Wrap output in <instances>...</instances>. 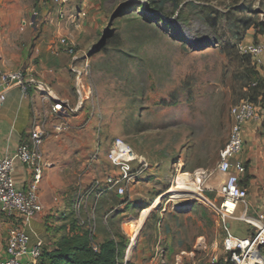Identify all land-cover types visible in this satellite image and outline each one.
Listing matches in <instances>:
<instances>
[{
	"label": "rangeland",
	"instance_id": "374dc122",
	"mask_svg": "<svg viewBox=\"0 0 264 264\" xmlns=\"http://www.w3.org/2000/svg\"><path fill=\"white\" fill-rule=\"evenodd\" d=\"M38 1L32 2L38 22L46 21L41 15L44 8L47 22L63 28L56 42L61 35L69 38L79 58L75 66L81 81L69 67L67 72L71 103L77 101L78 85L84 97L90 95L69 118L70 127L46 141L54 164L44 170L39 190L43 184L48 186L54 214L44 217L52 223L66 220L50 230L42 225L37 239L51 250L66 236L61 226H68L75 216L79 190L89 189L95 180L102 183L106 173L115 172L107 148L120 138L145 156L150 167L129 187L128 196L107 193L99 198L97 238L102 241L112 231L125 244L121 264H148L153 252L141 254L142 237L159 236L165 225L176 221V236L172 233V241L159 248L168 255V264L174 258L178 264H205L214 253L222 255L225 229L204 202L208 197L216 205L222 200L216 172L219 150L228 138L230 107L247 97L259 103L249 84L262 80L240 45L250 43L247 33L255 31L253 25L245 29L246 21L263 22L264 0H68L64 18L58 17L54 0H42L39 10ZM64 54L69 61L71 56ZM202 173L215 180L216 189L209 190V182L200 187ZM183 189L190 190L194 199L171 202V196ZM125 197H129L127 204L122 201ZM156 199L160 201L152 207ZM94 200L93 194L86 201L87 211ZM198 207L207 214H200ZM145 209L149 213L143 222L138 216ZM106 214L110 215L104 224ZM227 223L234 235L250 232L243 221ZM133 229L138 236L127 258Z\"/></svg>",
	"mask_w": 264,
	"mask_h": 264
},
{
	"label": "built area",
	"instance_id": "2783aa9c",
	"mask_svg": "<svg viewBox=\"0 0 264 264\" xmlns=\"http://www.w3.org/2000/svg\"><path fill=\"white\" fill-rule=\"evenodd\" d=\"M54 1L59 6L58 17L64 18L63 7L68 0ZM33 14L37 13L33 12ZM26 26L27 22L23 20L22 29ZM56 47L71 56L69 68L76 74L77 80L81 81V71L75 66L79 58L74 53V43L61 35L56 42ZM263 49L260 43L250 42L240 45L241 53L249 55L255 65ZM0 82L4 85V89L16 87L25 95L37 93L41 102L40 107L33 105L30 128L15 152L12 155H0V212L14 220L8 230L5 257L0 260V264H38L45 245L42 239L31 241L28 227L32 220L44 212L39 189L44 170L50 168L51 164L44 156L43 147L48 139L58 137L70 127L69 118L84 107L90 92L84 97L78 85L77 101L71 103L68 97L60 96L48 82L38 78L25 67L11 71L0 70ZM4 98L1 92L0 101ZM32 102L34 103L33 99ZM255 119H259V106L249 99H241L230 107L228 138L219 150L217 163V170L227 175L216 189L222 195V200L216 205L204 196L207 199L204 203L217 216L216 222L225 229V235L221 241L222 255L214 253L210 259L212 263L223 257V259L229 258L233 264H264L261 251L264 249V213L250 216L246 212L247 191L240 184V178L246 172V167L238 158L243 149L244 126L248 121ZM107 158L115 172L106 173L102 183L95 180L89 189L83 192L79 190L73 204L77 224L86 228L89 245L93 251H98L100 245L97 239L99 198L110 192L120 197L128 196L129 187L136 183L150 167L145 156L136 153L120 138L114 139L107 148ZM17 161L30 175L24 189L15 187L13 170ZM208 178V173H202L198 177L200 187L208 182ZM93 194L95 200L87 211L86 201ZM240 204L243 209L239 215H236ZM83 209L86 211V218L81 216ZM110 214L104 215V224H107ZM234 219L245 222L251 231L245 236L232 234L227 229V221Z\"/></svg>",
	"mask_w": 264,
	"mask_h": 264
},
{
	"label": "crops",
	"instance_id": "0c3cea01",
	"mask_svg": "<svg viewBox=\"0 0 264 264\" xmlns=\"http://www.w3.org/2000/svg\"><path fill=\"white\" fill-rule=\"evenodd\" d=\"M32 2L33 0H0V70L11 71L20 67L28 68L38 78L51 83L60 96L70 98L66 86L69 83V79H67L69 61L66 59L64 51L56 47V37L63 34V28H61L60 23L54 25L47 22L46 17H44L46 15V10L43 11L44 8L41 9V15L45 18L43 21H46L44 24L38 22L39 19L32 13L34 8ZM42 4V0L36 3L38 10L39 7H42ZM47 18L51 19V14ZM23 20L27 22V26L21 30L19 24ZM248 42L260 43L264 47V32L256 34L255 41H253V32L249 33ZM255 66L264 79V49L256 59ZM4 88V85L0 82V93L3 92L5 96L4 100L0 101V155H12L30 128L33 105L39 106L41 102L37 93L25 95L16 87ZM262 92L264 97V89ZM257 105L259 106V119L248 121L245 124L243 149L238 157L246 167V172L241 176L240 181L247 191L246 212L250 216L264 213V99L262 104L257 103ZM47 146V143H45L44 152L46 153V160L52 167L54 163L50 160ZM216 175L220 183L227 177L225 173L218 170ZM29 176L25 167L20 162H15L13 179L17 189H24L27 186ZM208 182L209 190L216 189L217 184H214V179H208ZM47 188L48 186L43 184L40 192L44 213L32 220L28 227L32 242L38 238L37 232H39L42 225L50 230V227H58L62 224L63 219L66 220V218H63L61 222H57L56 219L52 223L45 219L46 214H54L51 211L53 203L49 199L50 193ZM56 206L60 210L59 201ZM199 212L205 214L207 211L202 207ZM61 215L66 216L65 213ZM13 222L12 218L0 212V260L5 257L8 230ZM97 225L98 228L101 226L98 222ZM165 226L163 228L164 234L160 231L159 236L155 235L152 238L144 236L141 239L143 246L141 254L149 256L153 252L148 264H168L169 262L168 255L164 254V251L159 248H161L163 242L170 243L172 241L174 238L172 233L176 236L179 226L176 221L169 227ZM227 226L229 227L230 223ZM235 229L239 232V235H243L240 233L242 230H239L241 228L236 226ZM247 229L251 231L249 226ZM66 230H68V226H65ZM165 233L167 234L165 235ZM97 239L100 242V239ZM129 254L127 258H129ZM171 262L172 264H178L179 259L174 258Z\"/></svg>",
	"mask_w": 264,
	"mask_h": 264
},
{
	"label": "trees",
	"instance_id": "16d2710c",
	"mask_svg": "<svg viewBox=\"0 0 264 264\" xmlns=\"http://www.w3.org/2000/svg\"><path fill=\"white\" fill-rule=\"evenodd\" d=\"M250 20L251 19H248L246 21L245 29L250 28L251 25H253V28L255 27V31L253 33V41H255L256 34L264 32V20L263 22L259 23H253L250 22ZM247 34L249 35V33ZM246 56L250 57L249 55ZM250 59L252 58L250 57ZM255 67L252 70L261 77L259 71L255 69ZM261 80L262 81H251L249 84L251 88H255L256 93L254 94V98L259 99V104H262L264 99V97L262 96V91L264 89V79L261 77ZM245 99H249L254 103V101L250 97H247ZM240 184L242 187H244L241 181ZM111 194L115 195L116 198L120 197L114 193ZM128 200V197L122 198L123 203L127 204ZM70 218L71 219L69 220L68 230H66L65 234L66 236L60 237L56 241V246H54L53 249L49 250L45 248L42 252L38 264H121L125 244L122 241H118L117 236L113 234L112 231H109L107 233V238L100 241L99 250L93 251L89 245L86 228L80 227L77 224L75 216H72ZM61 228H64L65 230V224L62 225ZM77 230H84V234L79 235V232ZM205 264L233 263L229 258L223 259V257H221L217 262H208Z\"/></svg>",
	"mask_w": 264,
	"mask_h": 264
},
{
	"label": "bare ground",
	"instance_id": "6f19581e",
	"mask_svg": "<svg viewBox=\"0 0 264 264\" xmlns=\"http://www.w3.org/2000/svg\"><path fill=\"white\" fill-rule=\"evenodd\" d=\"M184 176H185V174L183 173L180 177H181V179H183L182 181L185 183V181H184V180H185ZM181 179H180V180H181ZM188 184L190 185V183H188ZM185 185H186V184H185ZM185 199H189V200H193V199H194L193 195L191 194V191L188 190V189H183V190H180V191L176 192L175 194H173V195L171 196V200H170V201H171V202H174L175 204H177V203H180V202L184 201ZM159 201H160V200L156 199V200L154 201V204L152 205V207H153V206L156 207V204H158ZM186 201H187V200H186ZM148 213H149V209H145V210H143V211L140 213L139 218H140L143 222H145ZM133 230H134V233H133L132 236L130 237L129 242H128V244H127V250H126V254H127V256H128V253L131 252V248H132L131 245H132V243L135 242V241L137 240V236H138V234L135 235L136 233H138V231L135 230V229H133ZM133 245H134V243H133Z\"/></svg>",
	"mask_w": 264,
	"mask_h": 264
}]
</instances>
